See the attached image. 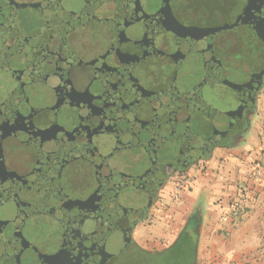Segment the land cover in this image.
<instances>
[{
	"label": "flooded vegetation",
	"instance_id": "af4514ba",
	"mask_svg": "<svg viewBox=\"0 0 264 264\" xmlns=\"http://www.w3.org/2000/svg\"><path fill=\"white\" fill-rule=\"evenodd\" d=\"M263 33L264 0H0V264L24 206L37 204L27 203L33 185L68 158L76 122L97 132L114 124L129 145L140 138L138 151L155 149L208 97L227 103L259 83L250 71ZM188 99L199 108L182 118ZM263 101L264 74L217 147L238 144ZM198 161L170 175L138 225Z\"/></svg>",
	"mask_w": 264,
	"mask_h": 264
},
{
	"label": "water",
	"instance_id": "95a60500",
	"mask_svg": "<svg viewBox=\"0 0 264 264\" xmlns=\"http://www.w3.org/2000/svg\"><path fill=\"white\" fill-rule=\"evenodd\" d=\"M262 50L250 71L252 77L260 72L253 79L259 83L264 74V62L262 70L258 64L264 59ZM259 83L241 94L232 92L227 103L220 99L213 105L208 97L209 106L200 110L197 100H186L182 118L189 117L190 107L198 110L196 116L187 125L183 121L179 130L168 129V137L155 149L138 151L140 138L131 136L129 145L123 130H112L114 124L97 132L76 122L69 136L73 149L62 158L64 165L59 161L53 177L33 185L37 197L27 203L37 204L24 206L27 214L19 217L1 264H108L138 245L133 231L164 182L220 144L253 103ZM66 153L63 149L62 157Z\"/></svg>",
	"mask_w": 264,
	"mask_h": 264
},
{
	"label": "crops",
	"instance_id": "0c3cea01",
	"mask_svg": "<svg viewBox=\"0 0 264 264\" xmlns=\"http://www.w3.org/2000/svg\"><path fill=\"white\" fill-rule=\"evenodd\" d=\"M183 175L189 188L181 194L180 208L186 216L173 212L172 221L160 222L168 237L174 242L196 217L198 264H264V102L238 144L215 148ZM243 192L244 209L237 216L229 214ZM155 222H150L152 230L159 228Z\"/></svg>",
	"mask_w": 264,
	"mask_h": 264
},
{
	"label": "trees",
	"instance_id": "16d2710c",
	"mask_svg": "<svg viewBox=\"0 0 264 264\" xmlns=\"http://www.w3.org/2000/svg\"><path fill=\"white\" fill-rule=\"evenodd\" d=\"M200 222L193 217L178 241L163 250H147L134 245L128 252L112 258L108 264H198Z\"/></svg>",
	"mask_w": 264,
	"mask_h": 264
},
{
	"label": "rangeland",
	"instance_id": "374dc122",
	"mask_svg": "<svg viewBox=\"0 0 264 264\" xmlns=\"http://www.w3.org/2000/svg\"><path fill=\"white\" fill-rule=\"evenodd\" d=\"M185 179H187L186 176L184 180ZM188 188L189 185L188 187L186 186L184 188L178 187L176 184L175 177L174 178L172 177L170 179V182L166 185V187H164V190H162L161 196H158L155 205L152 209L150 217H147L142 222L143 225L141 224L136 227L135 230L136 232L134 236H136L138 241L141 242V244H139L136 240H134L136 244L147 250H163L167 247L166 245L171 243L173 237H168V231L165 229H164L165 231H163L162 228L163 225H161V223L164 220L165 222L172 221L173 212L176 213L179 211L180 213L183 214L186 213L181 211L180 201H181L182 192L188 190ZM167 197H169L168 201L166 200ZM184 216H186V214ZM156 220H158L159 222ZM150 222L152 223L155 222L156 225H159V228H155V230H152L149 227L152 224Z\"/></svg>",
	"mask_w": 264,
	"mask_h": 264
},
{
	"label": "built area",
	"instance_id": "2783aa9c",
	"mask_svg": "<svg viewBox=\"0 0 264 264\" xmlns=\"http://www.w3.org/2000/svg\"><path fill=\"white\" fill-rule=\"evenodd\" d=\"M262 174V170L259 168L256 170V175L260 176ZM185 176L181 179H179V181L176 183L178 187L180 188H184V187H188V180L185 179ZM244 197L246 199V192L241 193V195L239 196V199H237L231 206L230 208V213L229 214H235V216H237L239 214L240 211H242L245 207L244 205Z\"/></svg>",
	"mask_w": 264,
	"mask_h": 264
}]
</instances>
